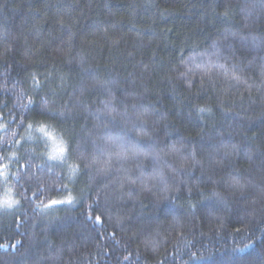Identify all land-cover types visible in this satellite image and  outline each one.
Instances as JSON below:
<instances>
[{
	"label": "trees",
	"instance_id": "trees-1",
	"mask_svg": "<svg viewBox=\"0 0 264 264\" xmlns=\"http://www.w3.org/2000/svg\"><path fill=\"white\" fill-rule=\"evenodd\" d=\"M0 264H264V0H0Z\"/></svg>",
	"mask_w": 264,
	"mask_h": 264
},
{
	"label": "snow or ice",
	"instance_id": "snow-or-ice-1",
	"mask_svg": "<svg viewBox=\"0 0 264 264\" xmlns=\"http://www.w3.org/2000/svg\"><path fill=\"white\" fill-rule=\"evenodd\" d=\"M40 131H45L43 128L40 129ZM46 135L51 136V133H45ZM66 149L62 141H56L54 140V145L52 152L50 153L51 158H63L65 155Z\"/></svg>",
	"mask_w": 264,
	"mask_h": 264
},
{
	"label": "rangeland",
	"instance_id": "rangeland-1",
	"mask_svg": "<svg viewBox=\"0 0 264 264\" xmlns=\"http://www.w3.org/2000/svg\"><path fill=\"white\" fill-rule=\"evenodd\" d=\"M44 133H51V136L45 134L48 137V143H49V146L51 148V151H50V153H51L52 149H53V145H54V140L61 141V139H59V137L52 132L48 131V132H44Z\"/></svg>",
	"mask_w": 264,
	"mask_h": 264
},
{
	"label": "clouds",
	"instance_id": "clouds-1",
	"mask_svg": "<svg viewBox=\"0 0 264 264\" xmlns=\"http://www.w3.org/2000/svg\"><path fill=\"white\" fill-rule=\"evenodd\" d=\"M66 152H67V149H66ZM79 165L77 164V167H78Z\"/></svg>",
	"mask_w": 264,
	"mask_h": 264
}]
</instances>
